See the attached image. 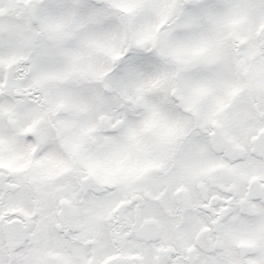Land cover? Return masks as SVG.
<instances>
[{
    "label": "snow or ice",
    "instance_id": "obj_1",
    "mask_svg": "<svg viewBox=\"0 0 264 264\" xmlns=\"http://www.w3.org/2000/svg\"><path fill=\"white\" fill-rule=\"evenodd\" d=\"M0 264H264V0H0Z\"/></svg>",
    "mask_w": 264,
    "mask_h": 264
}]
</instances>
